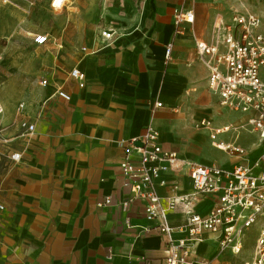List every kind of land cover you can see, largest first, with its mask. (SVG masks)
Returning <instances> with one entry per match:
<instances>
[{
  "label": "crops",
  "instance_id": "0c3cea01",
  "mask_svg": "<svg viewBox=\"0 0 264 264\" xmlns=\"http://www.w3.org/2000/svg\"><path fill=\"white\" fill-rule=\"evenodd\" d=\"M53 1L43 0L42 7H53ZM58 3L63 7L58 15L42 14L49 22L39 28L48 37L46 44L38 46L31 39L40 50L43 77L26 92L8 89L0 98L2 134L10 141L8 149L21 155L16 162L0 158L5 206L0 213V264H164L165 236L157 229L162 220L147 218L140 202L127 212L116 206L131 195L120 167L124 143L151 124L163 148L195 160L192 154L207 140L217 148L208 129L195 126V120L209 119L220 127L242 119L238 114L215 125L206 115L208 95L221 107L207 89V63L195 48L197 40L211 41L214 25L230 21L235 11L227 12L223 0H144L135 22L125 17L115 25L107 17L106 0ZM186 9L193 10L194 21L178 33L173 16ZM22 13L34 24L33 9L27 6ZM102 28L117 36L104 39ZM167 43L172 44L169 54ZM72 68L79 77H70ZM43 78L47 85L40 84ZM58 89L70 99L59 97ZM19 102L24 103L22 113L17 112ZM156 102L161 106L155 107ZM24 120L34 125L30 135L23 134ZM240 131L234 130L228 141L239 144ZM254 146L249 150L255 152ZM226 156L232 163H208L229 168L239 161ZM181 182L189 186L188 180ZM158 193L166 197L171 192L159 188ZM107 197L110 204H104ZM215 202V195H207L194 209L205 214ZM125 217L134 227L124 225ZM166 219L170 226L183 224L182 208ZM206 236L196 246L198 254L209 244L217 248L218 236Z\"/></svg>",
  "mask_w": 264,
  "mask_h": 264
},
{
  "label": "built area",
  "instance_id": "2783aa9c",
  "mask_svg": "<svg viewBox=\"0 0 264 264\" xmlns=\"http://www.w3.org/2000/svg\"><path fill=\"white\" fill-rule=\"evenodd\" d=\"M12 0H0V5ZM56 0L53 1V5ZM194 21L192 9L176 10L173 16L175 30L182 33ZM100 35L111 39L114 32L102 28ZM33 42L44 45L45 34L37 33ZM166 53L172 48L166 44ZM196 53L207 63V89L217 96L221 108L239 114L242 119L235 124L213 127L209 119L197 123V127L208 129L209 136L230 130H248L257 134L255 152L233 141H213L214 145L239 161L229 168L215 164H203L183 157L179 152L167 150L159 142V132L147 124L138 138L124 143V157L120 163L124 185L130 196L116 206L127 212L132 203L140 202L147 218H160L157 229L165 236L164 264H213L212 258L197 253L196 246L205 234H215L217 252L238 254L245 241V231L260 221L255 234V250L246 264H264V30L260 15L250 11H235L230 21L219 20L214 25L212 40H197ZM71 78L80 76L77 68L69 72ZM41 85L48 80L42 79ZM55 93L70 99L62 89ZM155 107L161 106L156 102ZM24 103L19 102L17 112L22 113ZM3 108L0 104V114ZM23 134L30 135L34 125L21 121ZM0 128V158L14 162L21 157L8 149L9 139ZM140 141L141 145H135ZM181 180H188L184 187ZM159 188H169L170 195L160 196ZM183 189V192H179ZM187 190V191H185ZM207 195H215L216 202L207 213L194 209L195 204ZM107 197L104 204H110ZM101 205V203H100ZM181 207L185 216L183 224L170 226L167 216ZM5 206L0 199V213ZM126 227H134L125 217ZM144 231L150 230L143 227Z\"/></svg>",
  "mask_w": 264,
  "mask_h": 264
},
{
  "label": "rangeland",
  "instance_id": "374dc122",
  "mask_svg": "<svg viewBox=\"0 0 264 264\" xmlns=\"http://www.w3.org/2000/svg\"><path fill=\"white\" fill-rule=\"evenodd\" d=\"M32 0H14L10 4L4 5L0 8V98L8 89H17L19 92H26L27 86L34 81L40 80L43 75L40 74V50L32 43V36L35 33H43L41 28L44 24L49 23L47 18H43L42 14L47 11V14L58 15L62 11V4L60 8H53L51 5L44 8L43 0H38L36 4L31 3ZM144 0H106L105 7L107 17L111 23L120 24L126 17L131 23L135 22V15L140 10V4ZM102 2V0H101ZM227 12L234 11H250L261 16L264 30V0H223ZM59 3L57 2V5ZM101 4V3H100ZM27 6L33 9L35 22L34 24L27 23L21 13H25ZM12 8H17L20 13L11 11ZM49 10V11H48ZM55 10V11H54ZM225 11V12H226ZM22 13V14H23ZM26 27H29L26 29ZM118 30V26H115ZM114 35L117 36V33ZM16 96H10L13 99ZM209 106L207 107L206 115L212 117L214 124L225 123L234 120L239 115L235 112L226 109H219L216 106L215 97L208 95ZM197 120H195V126ZM235 135L234 130L217 134L210 140L214 141H228L232 140ZM257 141V134L248 130H241L239 132L237 142L241 145L253 149ZM198 153L193 155L197 161L209 164L217 163L220 165H227L232 163V159L226 156L225 153L219 149L211 146L210 141L206 144L198 145ZM204 146L206 151H204ZM198 156L200 158H198ZM209 162V163H208ZM260 221L249 227L245 231V241L243 247L238 254H231L226 252H217V248L213 244L206 246L203 256L214 259L213 264H246L251 261L255 250V234H257ZM204 237H207L206 234ZM202 245L198 246L201 247ZM200 251V249H199Z\"/></svg>",
  "mask_w": 264,
  "mask_h": 264
},
{
  "label": "water",
  "instance_id": "95a60500",
  "mask_svg": "<svg viewBox=\"0 0 264 264\" xmlns=\"http://www.w3.org/2000/svg\"><path fill=\"white\" fill-rule=\"evenodd\" d=\"M134 144H135V145H138V146L141 145L140 141H134Z\"/></svg>",
  "mask_w": 264,
  "mask_h": 264
},
{
  "label": "bare ground",
  "instance_id": "6f19581e",
  "mask_svg": "<svg viewBox=\"0 0 264 264\" xmlns=\"http://www.w3.org/2000/svg\"><path fill=\"white\" fill-rule=\"evenodd\" d=\"M57 2H58V0H56L54 6L58 8L59 6H57Z\"/></svg>",
  "mask_w": 264,
  "mask_h": 264
}]
</instances>
